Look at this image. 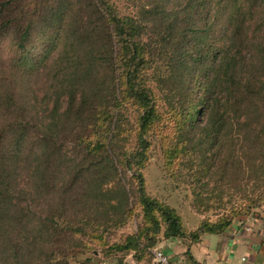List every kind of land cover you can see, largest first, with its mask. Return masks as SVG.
Segmentation results:
<instances>
[{"label":"trees","instance_id":"obj_1","mask_svg":"<svg viewBox=\"0 0 264 264\" xmlns=\"http://www.w3.org/2000/svg\"><path fill=\"white\" fill-rule=\"evenodd\" d=\"M140 11L125 19L109 0H0V264H69L77 236L104 245L101 225L123 226L134 212L128 174L144 223L118 249L149 252L163 229L186 236L176 211L146 193L154 140L167 168L193 169L202 214L232 184L258 191L201 232L221 234L264 205V81L239 70L264 63V0H151ZM56 40L64 52L48 58ZM156 57L166 63L156 81L190 97L172 120L145 81ZM45 76L56 82L49 112L31 98ZM125 105L138 113L133 150L120 145Z\"/></svg>","mask_w":264,"mask_h":264},{"label":"rangeland","instance_id":"obj_2","mask_svg":"<svg viewBox=\"0 0 264 264\" xmlns=\"http://www.w3.org/2000/svg\"><path fill=\"white\" fill-rule=\"evenodd\" d=\"M138 1V3H129L123 0H109L110 4L114 7L116 6L121 17L125 19H134L136 17H139L138 14H142L140 11L142 9V6L148 5L151 0ZM262 36L263 35L261 34L258 40H260ZM56 42L57 46L53 50L49 51L48 58L57 57L58 59V56H60V54L64 52V49L58 43V40H56ZM241 58L242 60H244L243 57ZM45 60L46 59H43L41 60V62H44ZM244 61L245 62L241 61V64L239 66V70L243 69L240 72V74H242L241 76H255L258 85L261 87L262 82L264 81L263 61H259L258 59L254 61L255 70L250 67L249 61ZM53 65L54 62L50 63V67H48V70H51V66ZM165 65L166 63H163L161 57H156V60L153 63V67L150 68L152 70H150L145 76V81L148 82L147 86L152 89V95L157 104L158 113L162 115V119L164 121H166L167 119H174L173 117L178 112L180 104L183 102V100L190 99V97H188V94L186 97H183L171 93L169 91V87L162 83L159 84L156 81V68L160 69L162 66L161 69H165ZM55 86L56 82L54 80L49 79L47 76L44 77V80L39 78L32 80L31 98H34L33 95L37 96V99L32 100V103L38 106L40 108V111L49 112V110L53 108L55 104V96L57 94V92H55ZM48 92L49 100L46 101L45 105H39L43 96ZM221 96L222 95H219V98ZM64 100L65 98H63L61 102V112L64 111L66 106ZM123 112H125V123L123 124V127L126 129V133H124L125 141H121L120 145L125 146L130 150H133L137 146V139L136 135L134 134V131L135 127H137L136 121L138 113L132 105H125ZM130 129L133 130L132 133L129 132ZM128 132L130 133V135L126 137V135H128ZM152 149V153L148 156V163L146 164V167L142 170L143 177L145 180L146 193L150 198L156 199L160 203L167 205L170 208H174L175 211H178V214L182 216L183 221L185 220V217L187 218L191 209L197 214H199V216H202V218H204L203 220H211L212 222H216L219 214L222 215L228 212V210L232 208L233 205L236 206L243 199H253L254 196L257 195L258 191H252L253 189L251 187H253V184H250L248 187H245L242 184H232L234 187H230L232 191L229 192L230 194L226 193L225 195H223L222 199L218 201H214V199L206 201V203H209V205L214 208L210 209V212L202 214L196 209V205L198 203L195 201V196L193 192V188L195 186V179L192 175H189V173H191L193 169L192 171L188 172H180L174 171V169L167 168L165 160L160 150L159 140H154ZM130 177L131 176L128 174V179L127 181H125V184L128 187V190L130 191V195L132 194L133 196L131 201V208L133 209L134 207V212H130V217L127 219L126 223L123 226H116L115 223L112 221H109V223H106L103 226L101 225V228L99 229V234H103L104 245L98 244L96 241L90 239L89 237H75V242L76 244H79V247L72 248L71 259H69V264H130L129 262L133 261L134 251L128 252L118 249L120 247L122 248V246L127 243L128 238L136 235L144 223L143 212L138 206V194L135 190L136 186L135 184L130 182ZM202 182H208L210 187L215 185L214 179H210L209 177L202 180ZM116 184L115 182L110 183L108 187H115ZM238 190L242 194H244L245 192V195H240L239 192H233ZM230 196L232 198H230ZM230 199L232 200V203L228 204V201ZM221 202L226 203L227 210H221L219 208L216 209L219 203L222 204ZM258 209L261 210L262 207H256L253 209L251 208L250 212L253 213ZM129 255H132V257H128ZM136 255L147 259L146 264H149V261L151 259L150 252L142 251L141 249L137 252Z\"/></svg>","mask_w":264,"mask_h":264},{"label":"crops","instance_id":"obj_3","mask_svg":"<svg viewBox=\"0 0 264 264\" xmlns=\"http://www.w3.org/2000/svg\"><path fill=\"white\" fill-rule=\"evenodd\" d=\"M178 216L186 236L167 239L163 229L155 245L168 254L174 264H264V205L248 216L235 218L221 234L201 232L199 228L204 218L191 209L184 221ZM133 255L130 264L147 263V259L134 252Z\"/></svg>","mask_w":264,"mask_h":264},{"label":"built area","instance_id":"obj_4","mask_svg":"<svg viewBox=\"0 0 264 264\" xmlns=\"http://www.w3.org/2000/svg\"><path fill=\"white\" fill-rule=\"evenodd\" d=\"M151 253V264H174L168 254L161 248H153L149 251Z\"/></svg>","mask_w":264,"mask_h":264}]
</instances>
